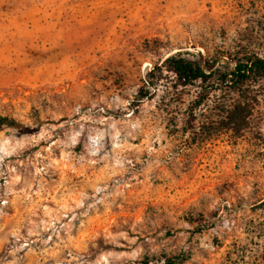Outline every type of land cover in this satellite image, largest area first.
I'll use <instances>...</instances> for the list:
<instances>
[{"label":"rangeland","instance_id":"374dc122","mask_svg":"<svg viewBox=\"0 0 264 264\" xmlns=\"http://www.w3.org/2000/svg\"><path fill=\"white\" fill-rule=\"evenodd\" d=\"M177 51L264 57V0H0V264H264V80L238 129L225 86L140 98Z\"/></svg>","mask_w":264,"mask_h":264},{"label":"trees","instance_id":"16d2710c","mask_svg":"<svg viewBox=\"0 0 264 264\" xmlns=\"http://www.w3.org/2000/svg\"><path fill=\"white\" fill-rule=\"evenodd\" d=\"M163 70L171 72L174 76V84L181 87L200 82L205 86L208 85V87L225 86L229 91H236L238 97L232 100L233 104H229L231 106L226 113V117L232 128L238 129L245 124L248 116L242 111L252 101L248 92L249 87L253 83L264 80V57L255 53L245 54L233 60L230 68L221 69L215 67L212 62H200L199 60L183 56L181 52L177 51L167 56L160 65H154L146 73V85L139 92L140 98L150 93L156 81L162 77ZM3 125L18 127L23 132H28L26 127L14 119L0 115V127Z\"/></svg>","mask_w":264,"mask_h":264}]
</instances>
